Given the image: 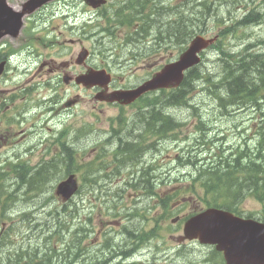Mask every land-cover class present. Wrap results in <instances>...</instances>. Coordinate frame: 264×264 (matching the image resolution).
<instances>
[{"label": "rangeland", "instance_id": "obj_1", "mask_svg": "<svg viewBox=\"0 0 264 264\" xmlns=\"http://www.w3.org/2000/svg\"><path fill=\"white\" fill-rule=\"evenodd\" d=\"M176 0H161L158 3H154L152 1L149 2V4L152 5V10L155 12L157 15V18L153 17L155 20V25H153V30H152V39H154L153 35H158L160 39L165 38L167 36L172 37L173 36V30H175V27L170 26L172 24H169L167 19L170 20H177L179 18H183L186 15L183 11H178V15H173L174 13L172 12V7L175 5ZM255 5H257L260 0H252ZM213 4L216 6H219L220 0H213ZM234 6H231L229 4H224L222 12L224 15H228L230 12H232V17H239L241 15V7L245 4L251 5L249 0H235ZM161 6L167 11L165 15L160 16L161 11L160 8ZM188 7H192V3H187ZM56 9H60L57 20L60 19L59 16L62 13H65L64 7H56ZM184 10H187V8H183ZM110 14H112V11H108ZM222 14V13H221ZM166 16V17H165ZM170 16V17H169ZM56 23H64V21L56 22ZM191 24V28H192ZM223 25L219 24L217 27L213 25L212 23H206L205 26H203L202 32L206 34L207 37H210L212 35H215L217 33H220V31L223 29ZM181 28V27H180ZM177 28L178 31L181 29ZM173 29V30H172ZM184 30V29H183ZM249 39V40H248ZM257 40V44L259 41L264 40V21L263 25L259 27H251V28H242L239 29L237 32L227 35L224 38L221 39L220 44H222V47L225 48L229 53L231 51V55L233 53L239 54V56L242 54V51L246 49V45L248 44H254L252 41ZM120 40V39H117ZM114 41V39L109 38L106 41L104 40V44H109ZM121 41V40H120ZM170 41V40H169ZM168 41V42H169ZM152 43V42H151ZM122 47H126L127 45L122 41ZM99 48V46H98ZM216 48V47H215ZM215 48L210 49L207 51L205 54V57L203 59V63L201 65V69L204 72H207L208 74L211 75L207 79L206 82L200 81L199 84H197L198 81H193L190 79V84L187 85L186 89L188 92V97L184 101H188L191 103V107L188 108L186 106H177L173 107L171 105L170 109L167 110V114L170 115L173 119L175 120H180L182 123H189L192 120L196 121H201L204 124H200L202 127L209 128V131L211 132L213 137H210L213 139L214 144L220 145L217 143L218 140L227 142L230 144H239L243 142L244 136H242V129L247 127L250 128V135L254 134V128H256L259 124V119L256 118V116H262L264 113V89L260 90L257 94V97H255V100H252L253 98H246L245 100L241 101L240 103L245 107L246 111L248 113L242 114V115H234V114H227L225 109L221 108L219 105L218 101L216 100V94L224 93V90L221 89V79L227 77L223 76V68L225 66L224 61L220 60V58H223L222 54L219 53V51H215ZM257 49H259V52L261 54L264 53V50H261V47L258 46ZM154 51L157 53L163 54V48H157L154 47ZM216 53H219V56L215 55ZM259 53V54H260ZM156 54V53H155ZM157 55V54H156ZM160 55L159 57H161ZM168 55V54H167ZM159 57L154 58L151 60V62L155 63L157 67H159L162 62L159 61ZM231 61V59H230ZM253 61V59L250 60V62L244 63L242 66L239 67V70L242 69V67L247 66ZM250 66V65H249ZM245 67V70H250L254 71V64L251 65V67ZM156 66L151 67V69H148L149 72L152 71V69H157ZM133 68L127 69L124 72V75L127 77L129 82H135L138 78L142 79V72L137 70L136 72H133ZM227 73L229 74H234L232 69L228 70ZM255 77V75H254ZM255 79V78H254ZM220 82V84L218 83ZM192 85V86H191ZM60 93L62 96L57 95L58 101L57 104L53 107V111L49 113V115L40 121L36 123V128L30 132V135L26 137L24 140V144H22L20 147V151L23 150H28L31 148H35V153L33 155L28 153L27 160H30V164L33 166H37L36 162L38 159L43 160L45 157H47V151L52 150V154L57 153L58 155L62 151L61 148H58L56 146V138L54 137V131L53 127H56L60 121H66L71 124V128L75 125V121L77 118L79 119H85L86 121L89 120V116H93L95 114L98 115H106V116H111V115H117V111L114 109H110L108 107H100L99 110H93V105L88 102V100L91 98V94L80 90L76 88L72 89H64L62 88L60 90ZM75 95H79L80 103L74 108V109H62L60 110L62 103L66 102L70 98H75ZM49 96H45V99H47ZM161 108V107H160ZM166 111V109L164 110ZM231 111V109H230ZM232 113V112H231ZM138 115H140L138 113ZM84 117V118H83ZM147 119V118H146ZM143 123L139 124H131L128 128V132L123 136V141L122 144L130 145L132 146L135 141L137 140V134L142 130ZM49 128L52 129V131H49ZM58 128V127H56ZM70 128V129H71ZM190 127H187V129L184 130V134L188 132V129ZM74 134L70 136L72 142L74 145L78 147V152L83 156V158H88L90 156H98V148H95L101 141L106 137L105 130L102 128V124H99L97 126V129L95 131H90L88 133H85L83 135H80L79 133L71 130ZM192 138L194 137H199V133L197 134H192ZM201 135V134H200ZM70 138L68 141V144L70 143ZM117 141V140H115ZM167 140L166 142H168ZM260 141V138L258 140L254 139L252 140L251 146L258 144ZM49 142V143H48ZM186 144L182 143L181 147H184ZM191 149L197 153L198 150L195 148V145L193 144V141H190ZM109 146V145H108ZM102 148V147H101ZM138 147L133 148V153L138 154L137 152ZM172 149V147H171ZM107 150L110 151V147H107ZM7 151V149L4 150V152ZM171 154L173 155L175 153V149L171 150ZM15 152H18V149L15 148L12 152L11 155H13ZM104 152V149L102 150ZM143 153H145L143 151ZM148 154V153H147ZM145 154L143 157H147L148 159L152 158V154ZM43 155V156H42ZM170 152L165 150L163 152V157L166 158V156H169ZM32 156V157H31ZM34 156V157H33ZM94 156V157H95ZM202 156V155H201ZM49 158V156L47 157ZM107 159H111V156H108ZM121 159H118L116 157L115 162L113 163V170L111 171V176L112 180L111 181H116L120 179L121 175H125L127 168L123 166V163L120 162ZM106 162V160H105ZM160 166L163 168L171 167L169 166L168 163L166 162H161ZM173 170L174 167H171ZM186 171H189L188 169ZM183 172V171H182ZM168 175L170 176L169 170H168ZM92 176H95L92 175ZM106 185V183H105ZM111 186L103 187L105 194L107 197H105L102 202L103 205L101 207V204L99 207H97L100 211L102 208V211H107L108 208H111L115 202L117 201L116 197L113 196L118 189V187L115 188V190L112 191ZM168 188H155V191L158 195H161L164 193ZM9 191L13 192L15 195V200L13 201V210L15 213H19L14 216L15 220L13 222H8V223H13L14 225H17L21 222V220H29V224H25V228H20L21 231V239H20V234H17L16 237H12L8 241V251H6L4 254L0 255V264L4 263L7 264V255H13L15 254L18 249H20L22 246L24 249L23 251H29L30 253H33L29 247L35 248L37 246L39 247H45L44 245V239L43 236H41L42 233H44V237L50 236L55 230L57 226V221L54 219L53 215H49L47 213H42V212H37V206L40 204H43V194H37L34 195L33 197H27L26 196V191L22 187H20L17 183L12 182L9 184ZM85 190V188H84ZM84 190L81 192L80 195H78L77 199L75 202H81V198L84 194ZM184 196H186L184 194ZM31 198V201L28 199ZM200 201V200H199ZM195 202L191 205H187L184 208L178 209L180 212H191L195 210H200L202 209L203 205L201 201ZM39 202V203H38ZM87 203V201H86ZM88 204V203H87ZM144 207L147 206L149 207L150 204L148 202H144L142 204ZM156 202L151 203V206H155ZM176 207V206H175ZM57 211H60L62 206L60 203L56 201V204L51 205V207L48 210V213H50L51 209ZM192 209V210H191ZM241 210H243L245 213H258L260 211H264V203H259L258 201L254 199H249L247 202H245L241 206ZM159 208H154L152 211L149 212L148 217H152L153 214H156L159 212ZM54 213V212H53ZM22 216L24 217L22 219ZM63 216V215H62ZM106 220L107 217H104ZM60 224L61 226L65 227L68 226L67 219L65 217H60ZM139 224V223H138ZM129 225V223H128ZM143 227H146L144 223H142ZM30 228V230H29ZM2 226L0 227V232H1ZM113 229L110 227L106 228V232H111ZM29 235V238H26ZM62 238L66 239V231L63 230L61 233ZM13 240L15 241V245L12 246ZM172 244H175L174 241L171 242ZM111 248L113 253L115 252H121L124 249L121 248L123 243H118L116 240L111 241ZM47 246V245H46ZM197 246V247H196ZM10 248V249H9ZM131 249L129 247L127 250ZM119 250V251H118ZM202 248L199 247L198 245H190L187 243L186 247V254L185 257L186 259L188 258H193L196 257L198 259L202 258L203 252H201ZM147 253L143 249L141 250L138 255L133 259L131 262L132 264L135 263L134 261H139L143 256H146ZM108 253L103 254V257L106 259L108 258ZM117 257V255H116ZM120 258V257H119ZM118 258V259H119ZM112 259V258H111ZM180 260H184L181 259ZM108 261V260H107ZM118 261V260H117ZM115 264V260L113 263ZM117 264V263H116ZM138 264V263H137ZM150 264V263H149Z\"/></svg>", "mask_w": 264, "mask_h": 264}, {"label": "trees", "instance_id": "obj_2", "mask_svg": "<svg viewBox=\"0 0 264 264\" xmlns=\"http://www.w3.org/2000/svg\"><path fill=\"white\" fill-rule=\"evenodd\" d=\"M252 64H254L253 73H251L252 69H244L249 65L251 67ZM245 67L240 70L239 67L232 69L234 74L229 73L227 77L221 79V82L225 83L227 97L219 98L220 103L225 101L227 104H232L234 100L239 99L241 102L247 97L255 100L258 92L264 89V79L259 83L260 78L264 77V53ZM254 72L258 74L256 79ZM230 157L216 164L214 169L202 173L205 190L215 196L211 205L220 204L228 210L238 211L237 206L247 196L264 200V168L258 158H250L247 161L243 151H235Z\"/></svg>", "mask_w": 264, "mask_h": 264}, {"label": "water", "instance_id": "obj_3", "mask_svg": "<svg viewBox=\"0 0 264 264\" xmlns=\"http://www.w3.org/2000/svg\"><path fill=\"white\" fill-rule=\"evenodd\" d=\"M201 42L202 40L198 39L192 50L184 57L181 65L170 67L157 81H177L179 83L182 67L191 64L194 51L201 47ZM256 231V228H248L246 223L234 219L228 213L219 211H210L202 218L191 221L186 227V233L190 239L200 238L203 243L218 244L220 249L222 247L230 253V257L239 253L251 259H264V249L257 244L258 240L254 239Z\"/></svg>", "mask_w": 264, "mask_h": 264}, {"label": "bare ground", "instance_id": "obj_4", "mask_svg": "<svg viewBox=\"0 0 264 264\" xmlns=\"http://www.w3.org/2000/svg\"><path fill=\"white\" fill-rule=\"evenodd\" d=\"M261 54V53H260ZM259 56V55H258ZM258 72V71H257ZM251 73H253V71L251 72ZM255 73V72H254ZM256 77H258V74L257 73H255V79H256ZM264 79V77L263 78H260V81H259V83L262 81ZM252 82V81H251ZM254 82V81H253ZM252 82V83H253ZM219 83V82H218ZM246 83V82H245ZM220 84V83H219ZM248 84V83H247ZM247 84H246V86H247ZM250 84V83H249ZM251 85V84H250ZM249 85V86H250ZM252 87V86H251ZM261 143L264 145V136L262 137V139H261Z\"/></svg>", "mask_w": 264, "mask_h": 264}, {"label": "flooded vegetation", "instance_id": "obj_5", "mask_svg": "<svg viewBox=\"0 0 264 264\" xmlns=\"http://www.w3.org/2000/svg\"><path fill=\"white\" fill-rule=\"evenodd\" d=\"M138 151H141V149H139ZM146 158V156L143 158V160ZM135 181H139V179L137 177H135Z\"/></svg>", "mask_w": 264, "mask_h": 264}]
</instances>
